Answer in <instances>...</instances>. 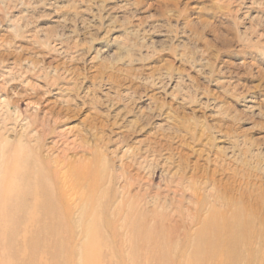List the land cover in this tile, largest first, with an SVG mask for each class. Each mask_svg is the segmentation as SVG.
Here are the masks:
<instances>
[{
	"label": "rangeland",
	"instance_id": "obj_1",
	"mask_svg": "<svg viewBox=\"0 0 264 264\" xmlns=\"http://www.w3.org/2000/svg\"><path fill=\"white\" fill-rule=\"evenodd\" d=\"M36 175L70 217L18 215ZM234 211L264 225V0H0V264H188Z\"/></svg>",
	"mask_w": 264,
	"mask_h": 264
},
{
	"label": "bare ground",
	"instance_id": "obj_2",
	"mask_svg": "<svg viewBox=\"0 0 264 264\" xmlns=\"http://www.w3.org/2000/svg\"><path fill=\"white\" fill-rule=\"evenodd\" d=\"M38 176L36 175L34 177L33 185L29 184L27 187L24 188H21L20 186V188L17 190V192L19 191V197L21 196V201L23 200V205L21 206L22 210H20L18 215L22 217H26L27 219H29V221L30 220L37 221L38 219H50V218L52 219L54 217L55 218L62 217L63 219H65L66 217L67 218L70 217L72 213L66 212V209L64 211L63 208H61L62 206L66 205L63 191L58 187V189H54L55 190V192H53L54 196L50 195L47 188L44 185V182L39 186L40 184L39 181L38 185L36 186ZM20 185L22 184L20 183ZM69 187L73 191L71 195V199L74 200L75 197L76 198L78 197L77 196L78 193L76 191L78 186L70 185ZM55 198L59 201L58 203L60 204V207L56 205V202H53ZM197 215H200V213ZM251 222L252 220L241 217L235 211L232 212L231 215L226 212L219 214L218 219H215L212 215H210L204 221L200 231L195 236V239H193L194 248L192 254L188 255V259L186 262L188 264H264V225L257 226L255 222L254 223ZM56 224L57 223L55 222L54 225L57 226Z\"/></svg>",
	"mask_w": 264,
	"mask_h": 264
}]
</instances>
